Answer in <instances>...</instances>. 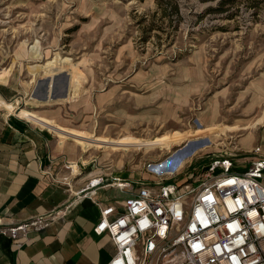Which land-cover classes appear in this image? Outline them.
I'll return each instance as SVG.
<instances>
[{"label":"rangeland","instance_id":"1","mask_svg":"<svg viewBox=\"0 0 264 264\" xmlns=\"http://www.w3.org/2000/svg\"><path fill=\"white\" fill-rule=\"evenodd\" d=\"M163 6L167 16L156 0H0V69L26 55V79H40L49 75L46 61L59 55L63 94L71 64H78L80 90L67 88L77 103L68 110L63 103L60 119L72 127L86 119L93 124L89 133L96 135L85 150L139 149L108 156L117 171L148 174V162L173 156L198 131L207 138L184 152L200 142L205 149L189 156L188 169L235 157L238 141L253 128L236 130L237 120L264 119V0H165ZM37 63L33 73L28 64ZM16 102L36 111L54 107ZM125 134L144 139L125 146L115 139ZM184 177L173 182L181 185ZM110 195L126 196L99 192L103 200Z\"/></svg>","mask_w":264,"mask_h":264},{"label":"crops","instance_id":"2","mask_svg":"<svg viewBox=\"0 0 264 264\" xmlns=\"http://www.w3.org/2000/svg\"><path fill=\"white\" fill-rule=\"evenodd\" d=\"M25 60L29 56L13 57L0 69V264H107L116 247L109 234H97L95 226L102 206L117 196L103 200L99 192L119 191L110 186L94 189L89 182L99 176L120 177L135 189L151 175L117 171L108 157L137 148L107 151L94 145L85 150L84 145L96 135L89 133L93 124L88 119L76 127L63 122L62 104L68 110L77 102L69 101L70 91L67 97L62 94L63 81L60 87L57 72L26 79ZM23 98L45 105L52 103L54 107L31 110L16 102ZM262 118L263 114L237 120L236 130L253 128L238 141L241 151L234 154L236 158L227 157L234 169L245 171L254 161L264 159ZM212 119L209 123L214 122ZM100 136L102 141L108 138ZM138 138L141 137L125 134L115 139L127 146L136 145ZM97 151H105L107 156H99ZM39 216L50 218L41 231L31 230L16 239L3 232L6 227Z\"/></svg>","mask_w":264,"mask_h":264},{"label":"built area","instance_id":"3","mask_svg":"<svg viewBox=\"0 0 264 264\" xmlns=\"http://www.w3.org/2000/svg\"><path fill=\"white\" fill-rule=\"evenodd\" d=\"M172 154L148 162L151 178L135 189L120 177L89 182L94 189L110 186L127 194L102 206L95 226L116 247L107 264H264V159L245 171L234 169L227 157L199 169H188L187 161L151 170ZM180 175L181 185L173 182ZM49 222L39 216L3 232L16 239Z\"/></svg>","mask_w":264,"mask_h":264},{"label":"bare ground","instance_id":"4","mask_svg":"<svg viewBox=\"0 0 264 264\" xmlns=\"http://www.w3.org/2000/svg\"><path fill=\"white\" fill-rule=\"evenodd\" d=\"M60 60H62V57H60L59 55H56L55 57H53V58H51V59L46 61L45 65L47 67H45V68L47 69V74L52 75L54 72H56L55 70H57V66H58ZM69 60H71L70 57H66L65 59H63V61H69ZM39 67H40V64H34V65L32 64L31 65V69H32L31 71L33 73H35L39 69ZM71 70H72V72H71L72 73V79H71V81H69V83L71 84V87H72L71 90H74V92L77 93L80 90V86L82 85V80L81 79L83 78V71L80 68V66L78 64H76V63H72L71 64ZM67 95H68V93L66 94V97H67ZM70 97H71V93H69L68 98H70ZM198 130H199V128H198ZM204 138H207V137H203L202 134L198 131L196 134H194L191 137V140L189 141V143H186V146L184 148L179 149V151H177L173 156H171L169 161H166L165 164L156 166V167H154L151 170H156L158 168H161V167H164V166H168V165H170L172 163L180 164L179 168L183 167L184 164L188 161L190 155H192L193 153L202 151L205 148H204V146H200V144H202L200 142V144L197 143V144L194 145L195 147H193V149L190 150L191 152L190 151L184 152V151H187V148L189 149V146H190L191 142H195V141H198V140H201V139H204Z\"/></svg>","mask_w":264,"mask_h":264},{"label":"trees","instance_id":"5","mask_svg":"<svg viewBox=\"0 0 264 264\" xmlns=\"http://www.w3.org/2000/svg\"><path fill=\"white\" fill-rule=\"evenodd\" d=\"M142 1H143V0H142ZM164 1H165V0H156V2H157V4H158V9L164 11L165 16H167V8H164V6H163V2H164ZM166 1H172V0H166ZM177 9H178V6H177ZM177 11H178V10H177Z\"/></svg>","mask_w":264,"mask_h":264},{"label":"water","instance_id":"6","mask_svg":"<svg viewBox=\"0 0 264 264\" xmlns=\"http://www.w3.org/2000/svg\"><path fill=\"white\" fill-rule=\"evenodd\" d=\"M69 81H70L69 77L66 76L65 77V92H64V95L67 94V88H68Z\"/></svg>","mask_w":264,"mask_h":264}]
</instances>
